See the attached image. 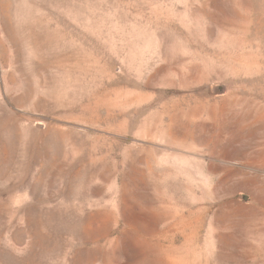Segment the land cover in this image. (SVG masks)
I'll return each mask as SVG.
<instances>
[{
	"label": "rangeland",
	"instance_id": "obj_1",
	"mask_svg": "<svg viewBox=\"0 0 264 264\" xmlns=\"http://www.w3.org/2000/svg\"><path fill=\"white\" fill-rule=\"evenodd\" d=\"M0 264H264V0H0Z\"/></svg>",
	"mask_w": 264,
	"mask_h": 264
}]
</instances>
